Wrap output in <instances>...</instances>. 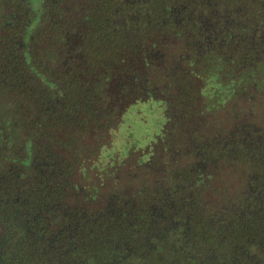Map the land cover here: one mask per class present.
<instances>
[{"label": "trees", "instance_id": "trees-1", "mask_svg": "<svg viewBox=\"0 0 264 264\" xmlns=\"http://www.w3.org/2000/svg\"><path fill=\"white\" fill-rule=\"evenodd\" d=\"M29 1L0 0V264H264V131L185 127L199 93L213 109L262 90L264 0ZM129 95L183 108L165 130L195 134V161L88 192L78 173ZM219 163L243 180L231 194Z\"/></svg>", "mask_w": 264, "mask_h": 264}, {"label": "rangeland", "instance_id": "rangeland-1", "mask_svg": "<svg viewBox=\"0 0 264 264\" xmlns=\"http://www.w3.org/2000/svg\"><path fill=\"white\" fill-rule=\"evenodd\" d=\"M69 3L73 7L76 6L72 0ZM29 5L36 10L40 3L38 0H30ZM150 72L152 70L148 71V73ZM143 73L147 74V72ZM201 84L200 82L198 86ZM164 85L165 81L158 83L159 92L164 88ZM114 87L117 88L116 85ZM248 92L250 95H254L251 99L249 96L248 98L245 96L236 97L234 100L227 101L225 106L213 109H203L202 103H204L205 97L199 93L194 98L190 109L193 128L185 127L187 130L193 131L194 127L199 129L202 124L208 129V132H211L213 127V129H224L227 133L235 123H239L240 118H243V112L250 108H252V113H248L249 122L264 127V85L260 91L250 87ZM134 97V95H129L123 98L120 105L124 109V114L119 116L120 121L116 123L111 139H106L104 143L107 144L100 150L95 147V151H98L99 155L97 152L87 155L85 174L78 173L77 181L81 185L91 186V188L86 187L88 192L99 189L101 195L109 196L117 189L125 191L151 187L154 183L160 182L164 175L161 176V173H167L170 168L172 169V166H184L195 161L193 155L187 150L191 146L190 142L195 134H190L191 131L185 134L186 129L183 127L185 124L180 126L185 135L165 130L167 127L168 129L169 127L178 128L179 125H182L183 108L177 109L178 111L173 107L164 108L163 104L157 105L152 100L147 101L145 95L140 97L139 102L130 105L129 99ZM235 110L239 113L237 117L234 116ZM164 113L169 117L172 116L174 120L165 119ZM162 131H165V134ZM198 140L200 139L198 138ZM91 145L94 143L92 142ZM127 146L130 147L126 150ZM163 161L166 162L162 163ZM96 162L98 166L102 167L108 165V162H115L118 169L113 171L114 168L110 167L109 171L112 173L107 174L105 171L101 173L93 165ZM221 163L210 166V170L208 169L209 172L215 174V181L212 185L214 188L216 185L224 184L229 187L228 193L231 194L237 184L242 183L243 180L240 175L229 174L231 170L229 165L222 166ZM159 169L163 172H158Z\"/></svg>", "mask_w": 264, "mask_h": 264}, {"label": "flooded vegetation", "instance_id": "flooded-vegetation-1", "mask_svg": "<svg viewBox=\"0 0 264 264\" xmlns=\"http://www.w3.org/2000/svg\"><path fill=\"white\" fill-rule=\"evenodd\" d=\"M261 50V54L257 57V60L258 59H260L261 58V61H264V48L263 47H259V51ZM245 97H247L248 98V96H249V98L251 99V97H253L254 95H244ZM241 113V112H240ZM248 113H252V108H250V110L249 109H247V110H245L244 112H243V118L241 119H239L238 121H239V123H241V125H244L245 126V128L247 127V126H253L254 124L253 123H250L249 122V118L250 117H248ZM239 115V113H238V111L237 110H235L234 111V116L235 117H237ZM254 126H256L259 130H261V131H264V127H262L261 125H259V126H257V125H254ZM233 127V126H232ZM232 131V128L229 130V132H231Z\"/></svg>", "mask_w": 264, "mask_h": 264}]
</instances>
